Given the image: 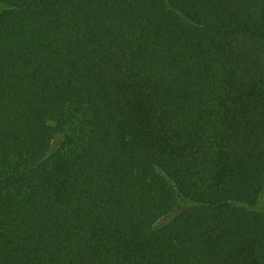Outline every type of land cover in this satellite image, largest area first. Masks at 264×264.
Here are the masks:
<instances>
[{
  "label": "trees",
  "instance_id": "1",
  "mask_svg": "<svg viewBox=\"0 0 264 264\" xmlns=\"http://www.w3.org/2000/svg\"><path fill=\"white\" fill-rule=\"evenodd\" d=\"M0 3V264H264V0Z\"/></svg>",
  "mask_w": 264,
  "mask_h": 264
},
{
  "label": "rangeland",
  "instance_id": "2",
  "mask_svg": "<svg viewBox=\"0 0 264 264\" xmlns=\"http://www.w3.org/2000/svg\"><path fill=\"white\" fill-rule=\"evenodd\" d=\"M5 8H6V5L3 4V3H0V11H2V10L5 9ZM184 206H185V202L182 200V201L180 202V208L178 209V211H179L181 208H183ZM172 218H173V216H169V217H166V218L162 219V220L159 222L158 226L165 225V224H166L167 222H169Z\"/></svg>",
  "mask_w": 264,
  "mask_h": 264
}]
</instances>
